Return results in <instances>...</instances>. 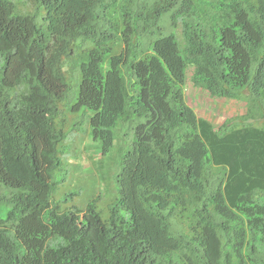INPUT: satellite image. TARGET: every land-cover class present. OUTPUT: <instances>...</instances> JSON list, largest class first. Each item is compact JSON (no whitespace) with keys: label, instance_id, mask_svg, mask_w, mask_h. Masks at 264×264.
<instances>
[{"label":"trees","instance_id":"obj_1","mask_svg":"<svg viewBox=\"0 0 264 264\" xmlns=\"http://www.w3.org/2000/svg\"><path fill=\"white\" fill-rule=\"evenodd\" d=\"M20 1L0 0V264H264V0ZM188 87L244 112L216 125ZM68 164L114 179L106 217L98 188L54 198Z\"/></svg>","mask_w":264,"mask_h":264},{"label":"rangeland","instance_id":"obj_2","mask_svg":"<svg viewBox=\"0 0 264 264\" xmlns=\"http://www.w3.org/2000/svg\"><path fill=\"white\" fill-rule=\"evenodd\" d=\"M12 1L15 2L16 11L18 13L22 12L21 1ZM188 88L190 89H188L186 92L187 102L196 110L199 116L208 119L216 125L221 124L225 118L234 116L237 112H244V108L241 106L243 103L239 104L234 100L215 98L210 96L203 90L194 87ZM86 121L87 119L82 120L79 126L83 128ZM117 128L121 130L116 131V133L118 134H120L121 132H126L128 131L129 123H125L122 125L118 123ZM121 135L122 133L120 134V138ZM80 141L70 147H83L84 142L82 143ZM117 147L118 146L114 147V152L116 151ZM114 152L111 157H108V159L106 160V164L114 162V160L117 161L118 157ZM110 167L111 171L109 172L112 174L115 170L117 171L118 165L116 164L115 168L112 166ZM75 174L76 173L74 172V170H72L69 164L64 165L62 170L55 172V178L58 180V187L54 193V198L56 200H60V206L62 208L75 205L83 209L87 203V199L91 198L92 194L96 190L95 188H98V194H100L101 196L100 202L98 203V210L102 217H106L108 213L107 208L113 202L115 196L117 195L114 179L110 177V186L106 190L103 185H101L100 187L99 184H96V182H94L92 179L85 178L86 175L78 177ZM0 191H2L3 193H7L9 190L6 187L1 186ZM9 208L10 204L1 199L0 218H6Z\"/></svg>","mask_w":264,"mask_h":264}]
</instances>
